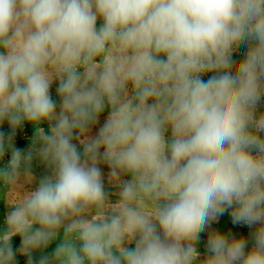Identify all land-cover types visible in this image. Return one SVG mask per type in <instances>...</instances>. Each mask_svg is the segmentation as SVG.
Segmentation results:
<instances>
[{
  "label": "clouds",
  "instance_id": "1",
  "mask_svg": "<svg viewBox=\"0 0 264 264\" xmlns=\"http://www.w3.org/2000/svg\"><path fill=\"white\" fill-rule=\"evenodd\" d=\"M262 106L264 0H0V264H264Z\"/></svg>",
  "mask_w": 264,
  "mask_h": 264
},
{
  "label": "rangeland",
  "instance_id": "2",
  "mask_svg": "<svg viewBox=\"0 0 264 264\" xmlns=\"http://www.w3.org/2000/svg\"><path fill=\"white\" fill-rule=\"evenodd\" d=\"M99 23L100 22L98 21V25H99ZM244 51H245V48L243 46H241L240 50L236 54H234L233 58L234 59H241L242 58L241 54ZM209 75H211V74H209ZM207 78H208L207 76L204 77L205 80ZM56 87H57V84H54L52 89H51V93H52L53 99H55V100H57V102H59V98L56 95ZM262 110H264V106H262ZM106 115H107V112H105L103 114V116L101 118V123L103 122V118L106 117ZM42 126H44L47 129V123L46 122ZM95 130L96 129L94 128L93 131H95ZM0 131H3L5 134L10 133L11 130H10L7 122H5L2 127H0ZM33 134H34L33 126L26 123L23 128L17 130L16 136H15V146L17 147V143L19 142V143H21L19 148L27 150V148L30 147L31 138H32ZM9 159H10V155L8 156V158H5L3 161H0V165L2 164V166H3L4 164L7 163V161ZM102 171L105 173V176H106L108 173L107 166L102 165ZM33 172L38 179L39 177H41L42 175L45 174V169L43 166H41L38 163V161H34L33 162ZM33 187H34V185H33ZM106 188H107V182H106ZM109 191L114 192V191H116V189H109ZM113 199H115V197H113ZM7 210L8 209L4 206L3 202H0V228L3 227L2 222H3V219L6 215ZM211 229L222 231V232H231L233 235H235L237 237H239L241 235H244L247 237L250 235V232H251V229H249L246 225H234V224H232L231 216L227 212L219 218L218 222L213 223L211 225ZM57 243H59V240L54 241L46 251L48 253H51L54 250ZM206 243H207V232L201 233V240L198 243L197 247H198V250L202 253V255L206 253ZM19 245H20L19 238L18 237L13 238V247L18 248ZM249 246H251V241H249ZM39 255H40V253H38V252L34 253V256L37 258L39 257ZM16 259H17V264H27V258L22 256V255L18 254Z\"/></svg>",
  "mask_w": 264,
  "mask_h": 264
},
{
  "label": "trees",
  "instance_id": "3",
  "mask_svg": "<svg viewBox=\"0 0 264 264\" xmlns=\"http://www.w3.org/2000/svg\"><path fill=\"white\" fill-rule=\"evenodd\" d=\"M20 144H21V143L18 142V143H17V147H20ZM9 155H10V153H6L4 159H5V158H8ZM4 159H3V160H4ZM3 160H2V161H3ZM0 167H2V164L0 165Z\"/></svg>",
  "mask_w": 264,
  "mask_h": 264
}]
</instances>
